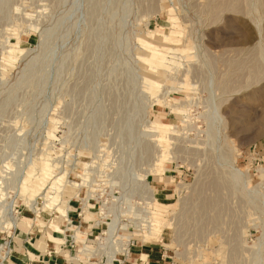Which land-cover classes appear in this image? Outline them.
Instances as JSON below:
<instances>
[{"label": "rangeland", "instance_id": "1", "mask_svg": "<svg viewBox=\"0 0 264 264\" xmlns=\"http://www.w3.org/2000/svg\"><path fill=\"white\" fill-rule=\"evenodd\" d=\"M225 2L0 0V187L18 227L36 219L20 183L40 185L48 156L41 193L75 186L89 229L121 222L143 244L134 214L152 210L167 226L145 244L167 264H264V0ZM153 121L179 132L160 176Z\"/></svg>", "mask_w": 264, "mask_h": 264}, {"label": "bare ground", "instance_id": "2", "mask_svg": "<svg viewBox=\"0 0 264 264\" xmlns=\"http://www.w3.org/2000/svg\"><path fill=\"white\" fill-rule=\"evenodd\" d=\"M225 1L226 0H224V2ZM262 2H263V0H262ZM217 4H218V2H217ZM12 50H13L12 53H11L12 55L13 54L15 55V53H17V52H22L23 51V49H19L18 50L17 48H13ZM257 52H258V54L254 53L256 55L255 59H257L256 62L254 63L255 64L254 65L255 66L254 67L255 68L254 72L256 70V71H258V73H264V64H263L264 57H263V54L260 53L261 51L260 52L257 51ZM159 68L161 69L162 65H159ZM151 69L155 70L156 68L151 67ZM152 80L154 81V79H152ZM232 80H233V78H232ZM230 82H232V81H230ZM151 87H153V86H151ZM153 124L155 126V128H154L155 129V133H153V136L157 137L158 145L160 147H163V148H161L162 152H163L162 153L163 155H162V159L160 160V165L161 166H158V167L154 168V170H152V171L155 174H153V172H152V174L154 176H160V175H157V174H161V173H163L166 170L164 168L165 166H163L164 165V161L163 160L168 159L166 157H168V154H169L170 150L168 151V147L167 146H168V143H171V138H172L170 135L171 134H178L179 132L173 126L174 124H172V123H166V122H163V121H153ZM49 160L50 159L48 158V156L44 157V161L45 162H44L43 168L41 169L42 175L40 177H38V179H37V180L41 181L40 185L38 184L35 187L31 186V180L29 178H25L24 181L22 180L23 182L20 183V185H21L22 192L28 193L29 201H27V203L29 204V206H31L34 209L33 211H35V213H36V219L34 221H30V223L28 224L30 232L33 233L35 231V229H34L35 227H38V229L40 231H42L45 228H50L52 231H48V235H47L48 236L47 237L48 242H53L55 244L56 243H61V244L64 243L65 244V241L68 239L67 233H69L67 230L74 228V224H73L74 221L72 222L71 213H70V212L73 211V208H72V205H71L70 201L72 200L73 197L76 196L75 192H76L77 188L75 189V186H73L72 184L67 185L64 188L62 187L63 188L62 190L58 188V193H57L56 196L44 195L43 193H41V190H42V188L44 186V183H45L44 181L46 180V178L48 176H50L52 174L51 168H50L51 166L49 165ZM42 181H43V183H42ZM167 183L169 184V183H172V182H167ZM149 185H150V187L152 186L151 183H149ZM152 188H153L152 191L154 190V199H152V200L155 201L156 200V194H157L156 192H157V190L153 186H152ZM78 192H79V190H78ZM6 194L7 193L0 187V230L4 229V231L6 233H9L11 229H9V228L7 229L6 225H10V227L13 229V231H15L17 229V227H18V217L17 216L14 217V213L11 212L13 207H14V204H12L13 202L12 203H8L6 201V197H7ZM83 201H84L83 203H85L86 199H83ZM201 203H202V201H201ZM201 203H200V205H201ZM150 211H151L150 212V217H148L147 221L143 222L145 224V226H146L145 243H147L148 241L157 240L159 237H161L162 233L164 232V228L167 226V224L165 223L166 221H164L162 219V218H164V214L163 213L152 211V210H150ZM85 212H86V210H85ZM54 214H57L55 216V218H54ZM153 214H156L159 217L158 218H154L152 216ZM56 217H58V218H56ZM44 218H47V219L49 218L50 221L48 223L42 221L41 219L44 220ZM88 218H89V215H88ZM26 219H28V218H26ZM116 221H117V219H116ZM181 221H183V220H181ZM86 224H87V222H86ZM198 229H200V228H198ZM184 231L185 230H183V232ZM13 234H14V232L9 233V235H13ZM125 236L126 235H124L123 238H121V237L120 238L123 239L124 241L126 240V242L122 241L123 245L120 242L118 247H117L118 250H122V251L125 250L124 252H126V250L128 251L129 242L130 241L132 242L131 239H135L132 235H130L129 237L127 236V238H125ZM110 237H113V236L110 235ZM75 238L76 239H80V236L77 234V237L75 235ZM113 239H114V237L112 238V240ZM88 241H89L88 238H86V239L84 238L83 240H81V242L85 243L86 245L88 244ZM86 245L85 246L82 245L83 248L81 247L82 250H80V254H81L82 258H83V256H85V259H87V261L90 258L99 257L100 255L103 254V251L100 248H97V249L91 251V250H89L86 247ZM107 253H108V255H107L108 256V261H107L106 264H115V263H117L119 261L118 258H115L112 253H110L109 251H107L106 254ZM7 255H8V249L5 246H0V264H1V260L5 259Z\"/></svg>", "mask_w": 264, "mask_h": 264}, {"label": "crops", "instance_id": "3", "mask_svg": "<svg viewBox=\"0 0 264 264\" xmlns=\"http://www.w3.org/2000/svg\"><path fill=\"white\" fill-rule=\"evenodd\" d=\"M17 229L12 239H5L9 241L10 246L0 245L8 249V255L1 260V264H78L74 258L77 253L60 246L61 243L48 242V236L45 237L43 231L41 233L35 230V233H32L29 227L23 225ZM1 239L3 238L0 237ZM88 239L90 240V237ZM166 254L162 246L138 243L132 248L130 256L123 264H167Z\"/></svg>", "mask_w": 264, "mask_h": 264}, {"label": "built area", "instance_id": "4", "mask_svg": "<svg viewBox=\"0 0 264 264\" xmlns=\"http://www.w3.org/2000/svg\"><path fill=\"white\" fill-rule=\"evenodd\" d=\"M140 188H141L140 194H142V195H143V193L145 194L142 186ZM145 198L146 197L144 196V200L146 201ZM90 200H89V203H90ZM72 203H74L76 205L75 210L70 212L72 222L74 221V216H76V218L79 220L78 224H75V222H73L74 228H76L78 231H80L81 228H83V226H84V228L87 229L89 227V225H87L86 222H84L85 215H83L84 213H83L82 202L80 200L73 199ZM15 208H16V206H15ZM90 211H91V208H90ZM120 212H118V213H120ZM141 212L138 210V212L136 214H134V218H133L134 219L133 220L134 221V226H133L134 230L132 232H134L135 230L144 231L143 230V228L145 227L144 223H143L144 218H142L141 216L138 215V213H141ZM16 213L18 214V216H22V214H19V211L15 209V214ZM143 214H144V216L146 215V213L144 211H143ZM56 215L57 214H54V217ZM118 215H120V214L115 213L114 218L119 217ZM102 217L106 219L105 220L106 222L111 218L110 216H108L107 214L104 213L103 209H101V211L98 213L97 221H99ZM112 221L113 220H111V222ZM93 224H94V226L90 229L88 228L87 231H85V232H86L87 237L88 238L90 237V240H92L91 237L92 238L94 237L93 240L95 243L93 245L96 246V249L100 248L103 251V254L100 255L99 257L90 258L88 261H87V259H85V256H83V258L79 257V258H77L78 264H86V263L93 264L94 261H96L97 264H106L108 261V256H107L108 253L106 254L107 251L112 253L115 258H118L119 261L116 264H123L126 261V259L130 256L132 248L137 243L135 239H131L132 242L131 241L129 242L128 251L126 250V252H124L125 250L124 251L118 250L117 247H118L119 243L120 242L122 243V241H124L123 239L120 238L121 237L120 233L123 234V233L128 232L129 228L127 230L122 229V226L120 227V225H121V222H120V224H118L119 227L116 228V226H115V231L113 230L114 239L112 240L113 237H110L105 232L108 229V227L106 228V225H103L102 223H99V222L97 224L95 222H93ZM103 228H105V231ZM17 230L18 229L15 230V233L17 232ZM38 231L41 232L39 229H38ZM129 232H131V230H129ZM90 234H92V236H90ZM75 235H76V231L71 230V232H69V234H68V239L66 240L65 244H62L61 246H63V247L65 246L66 248L70 249L72 252H75L78 254V253H80V249H81L80 246H82V245L85 246L86 244L85 243H78L76 238H75ZM6 237L8 239H12L13 236H10V235H8V233H6ZM108 237H109V239H108ZM4 244L5 245L8 244L10 246L9 241H5ZM122 245H123V243H122Z\"/></svg>", "mask_w": 264, "mask_h": 264}]
</instances>
